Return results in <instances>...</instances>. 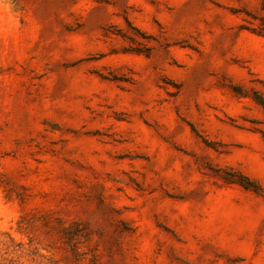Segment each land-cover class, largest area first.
<instances>
[{"label": "rangeland", "instance_id": "374dc122", "mask_svg": "<svg viewBox=\"0 0 264 264\" xmlns=\"http://www.w3.org/2000/svg\"><path fill=\"white\" fill-rule=\"evenodd\" d=\"M262 101L264 0H0V264H264Z\"/></svg>", "mask_w": 264, "mask_h": 264}, {"label": "trees", "instance_id": "16d2710c", "mask_svg": "<svg viewBox=\"0 0 264 264\" xmlns=\"http://www.w3.org/2000/svg\"><path fill=\"white\" fill-rule=\"evenodd\" d=\"M262 103L264 104V101H262ZM246 181H250V180H248L247 178H246ZM248 182L247 183H245V184H243L244 186H246V187H248L249 186V184H248Z\"/></svg>", "mask_w": 264, "mask_h": 264}]
</instances>
